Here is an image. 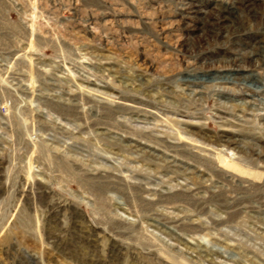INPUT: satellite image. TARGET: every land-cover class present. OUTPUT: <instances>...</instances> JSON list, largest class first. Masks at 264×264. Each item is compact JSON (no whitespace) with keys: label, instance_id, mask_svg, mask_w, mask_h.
Wrapping results in <instances>:
<instances>
[{"label":"rangeland","instance_id":"1","mask_svg":"<svg viewBox=\"0 0 264 264\" xmlns=\"http://www.w3.org/2000/svg\"><path fill=\"white\" fill-rule=\"evenodd\" d=\"M247 5L0 0V264H264Z\"/></svg>","mask_w":264,"mask_h":264},{"label":"bare ground","instance_id":"2","mask_svg":"<svg viewBox=\"0 0 264 264\" xmlns=\"http://www.w3.org/2000/svg\"><path fill=\"white\" fill-rule=\"evenodd\" d=\"M254 1L255 0H247V4H248L247 6L253 7L252 4H254ZM226 2L227 3L225 5L221 6V8L219 9L220 11L217 12L214 15V18H220V17L221 18H237L238 17L237 7L234 6V5H232V4L229 5L230 2H228V1H226ZM192 12H196V10L195 11H191V12L189 11V13H192ZM224 12L229 13V14H225ZM220 13L223 14V16H221ZM263 53H264V50L262 52H258V51L251 52L249 54V56H248L249 57V60L251 62L257 61V59H260V58H261V60H264V54ZM239 60L242 61V62L244 61L243 59H239ZM231 73H232L233 76H236L237 74L239 75V76H236V77H240V76H245L246 77L247 76V77H249L251 79H254V80H257L260 77V76H258V74H255L254 72H248L247 70H245L243 68H235V69L232 70ZM243 74H245V75H243ZM225 81L227 83H230V82L233 81V79L232 78H225ZM165 163L167 164L166 165L167 168L176 167V165H175V159L174 158L167 159L165 161Z\"/></svg>","mask_w":264,"mask_h":264}]
</instances>
